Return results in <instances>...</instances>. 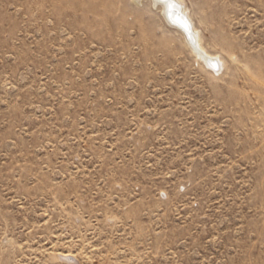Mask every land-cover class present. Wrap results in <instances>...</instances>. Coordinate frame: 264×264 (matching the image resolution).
<instances>
[{
	"label": "rangeland",
	"instance_id": "1",
	"mask_svg": "<svg viewBox=\"0 0 264 264\" xmlns=\"http://www.w3.org/2000/svg\"><path fill=\"white\" fill-rule=\"evenodd\" d=\"M179 1L218 64L153 0H0V264H264V0Z\"/></svg>",
	"mask_w": 264,
	"mask_h": 264
},
{
	"label": "bare ground",
	"instance_id": "2",
	"mask_svg": "<svg viewBox=\"0 0 264 264\" xmlns=\"http://www.w3.org/2000/svg\"><path fill=\"white\" fill-rule=\"evenodd\" d=\"M136 1L140 2L141 0H136ZM153 1H154V5H159L161 7L164 18H166V20L172 26L178 28V30H180L183 33L186 40L189 39L188 37L194 40L197 48V50H194L196 56L204 60V62L209 66L218 64L219 58L209 54L201 46L197 32L194 30L193 28L194 26L192 27L191 25V22L187 15V11L185 8H183L182 3L179 0H170L171 4L173 5L172 7H168L169 0H153ZM185 23L187 25V30L185 29V27L182 26V24Z\"/></svg>",
	"mask_w": 264,
	"mask_h": 264
},
{
	"label": "snow or ice",
	"instance_id": "3",
	"mask_svg": "<svg viewBox=\"0 0 264 264\" xmlns=\"http://www.w3.org/2000/svg\"><path fill=\"white\" fill-rule=\"evenodd\" d=\"M173 5L171 4L170 0H169V3H168V7H172ZM183 27H185V29L187 30V25L186 23L185 24H182Z\"/></svg>",
	"mask_w": 264,
	"mask_h": 264
}]
</instances>
